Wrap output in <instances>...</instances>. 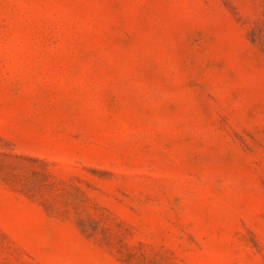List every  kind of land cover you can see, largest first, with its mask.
Segmentation results:
<instances>
[{"label":"rangeland","instance_id":"rangeland-1","mask_svg":"<svg viewBox=\"0 0 264 264\" xmlns=\"http://www.w3.org/2000/svg\"><path fill=\"white\" fill-rule=\"evenodd\" d=\"M0 264H264V0H0Z\"/></svg>","mask_w":264,"mask_h":264}]
</instances>
